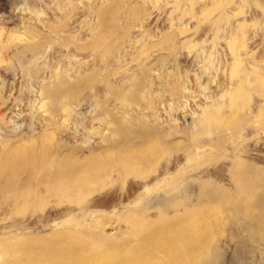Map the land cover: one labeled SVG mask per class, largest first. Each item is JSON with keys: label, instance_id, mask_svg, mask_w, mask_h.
Segmentation results:
<instances>
[{"label": "rangeland", "instance_id": "374dc122", "mask_svg": "<svg viewBox=\"0 0 264 264\" xmlns=\"http://www.w3.org/2000/svg\"><path fill=\"white\" fill-rule=\"evenodd\" d=\"M104 257L264 264V0H0V264Z\"/></svg>", "mask_w": 264, "mask_h": 264}, {"label": "bare ground", "instance_id": "6f19581e", "mask_svg": "<svg viewBox=\"0 0 264 264\" xmlns=\"http://www.w3.org/2000/svg\"><path fill=\"white\" fill-rule=\"evenodd\" d=\"M59 254V253H58ZM103 264H119V260L115 259V258H108V257H104L103 258ZM69 264V263H68Z\"/></svg>", "mask_w": 264, "mask_h": 264}]
</instances>
